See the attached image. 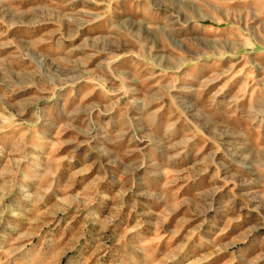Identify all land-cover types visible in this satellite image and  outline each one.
Listing matches in <instances>:
<instances>
[{
	"label": "rangeland",
	"instance_id": "1",
	"mask_svg": "<svg viewBox=\"0 0 264 264\" xmlns=\"http://www.w3.org/2000/svg\"><path fill=\"white\" fill-rule=\"evenodd\" d=\"M0 264H264V0H0Z\"/></svg>",
	"mask_w": 264,
	"mask_h": 264
}]
</instances>
